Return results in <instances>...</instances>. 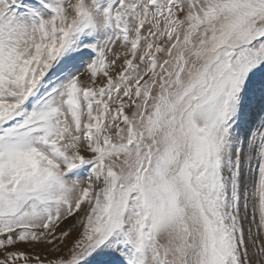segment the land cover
I'll list each match as a JSON object with an SVG mask.
<instances>
[{"label": "snow or ice", "instance_id": "6c2138e0", "mask_svg": "<svg viewBox=\"0 0 264 264\" xmlns=\"http://www.w3.org/2000/svg\"><path fill=\"white\" fill-rule=\"evenodd\" d=\"M0 264H264V0H0Z\"/></svg>", "mask_w": 264, "mask_h": 264}]
</instances>
